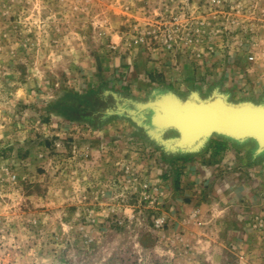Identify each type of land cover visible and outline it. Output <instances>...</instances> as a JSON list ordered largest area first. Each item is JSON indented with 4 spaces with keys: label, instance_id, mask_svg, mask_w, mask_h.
<instances>
[{
    "label": "rangeland",
    "instance_id": "374dc122",
    "mask_svg": "<svg viewBox=\"0 0 264 264\" xmlns=\"http://www.w3.org/2000/svg\"><path fill=\"white\" fill-rule=\"evenodd\" d=\"M248 65L264 0H0V264H264V151L227 200L199 154L227 138L166 149L133 105L227 98Z\"/></svg>",
    "mask_w": 264,
    "mask_h": 264
},
{
    "label": "water",
    "instance_id": "95a60500",
    "mask_svg": "<svg viewBox=\"0 0 264 264\" xmlns=\"http://www.w3.org/2000/svg\"><path fill=\"white\" fill-rule=\"evenodd\" d=\"M164 99L172 105H166ZM215 100L224 105L218 116L209 108ZM133 105L136 112L149 113L143 128L150 136L157 138L167 130L176 133V137L163 143L166 149L194 151L212 135H219L235 142L251 140L256 144V154L264 151V104L232 103L222 94L207 99L192 94L181 99L167 92Z\"/></svg>",
    "mask_w": 264,
    "mask_h": 264
},
{
    "label": "crops",
    "instance_id": "0c3cea01",
    "mask_svg": "<svg viewBox=\"0 0 264 264\" xmlns=\"http://www.w3.org/2000/svg\"><path fill=\"white\" fill-rule=\"evenodd\" d=\"M244 69L247 70V76L250 80L246 82L245 88L239 92H234L233 89L232 91H226V99L231 102L245 101L254 105L264 104V73H262L261 69L260 71H257L258 68L256 69L255 66H244ZM253 70L254 72H252ZM209 141V144L207 143L199 154H205L208 158L212 159L216 158L217 160H220L223 165L225 164L226 167L224 174L229 176L227 178L229 180V185L226 186V199H239L240 201H243L247 198L248 193H251L252 188L243 183L240 185L236 182L235 185L234 182L239 179V181H241L242 178H245L246 175L243 166H246L249 160H256V144L253 141H229L217 136H212ZM214 143H219L220 147L217 148L214 146ZM214 165H216V163ZM234 165H241L238 166V168L239 170L244 171H239L235 168L232 169ZM254 165L255 168L252 169L256 172L257 169H259V166L257 164ZM237 184H239L238 187H236ZM234 187L238 189L235 190Z\"/></svg>",
    "mask_w": 264,
    "mask_h": 264
},
{
    "label": "bare ground",
    "instance_id": "6f19581e",
    "mask_svg": "<svg viewBox=\"0 0 264 264\" xmlns=\"http://www.w3.org/2000/svg\"><path fill=\"white\" fill-rule=\"evenodd\" d=\"M164 100H165L166 105H168V106L172 105V103H173L169 99H164ZM223 107H224V105L222 104V102L220 100H215L214 103L212 104V106L209 107V108L213 109V111L216 113L215 115L218 116V115H220L222 113V108ZM203 128H205V127L203 126Z\"/></svg>",
    "mask_w": 264,
    "mask_h": 264
},
{
    "label": "trees",
    "instance_id": "16d2710c",
    "mask_svg": "<svg viewBox=\"0 0 264 264\" xmlns=\"http://www.w3.org/2000/svg\"><path fill=\"white\" fill-rule=\"evenodd\" d=\"M214 146H216L217 148L220 147L219 143H214Z\"/></svg>",
    "mask_w": 264,
    "mask_h": 264
},
{
    "label": "built area",
    "instance_id": "2783aa9c",
    "mask_svg": "<svg viewBox=\"0 0 264 264\" xmlns=\"http://www.w3.org/2000/svg\"><path fill=\"white\" fill-rule=\"evenodd\" d=\"M159 222H161V221H156V223H159Z\"/></svg>",
    "mask_w": 264,
    "mask_h": 264
}]
</instances>
